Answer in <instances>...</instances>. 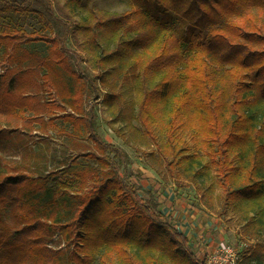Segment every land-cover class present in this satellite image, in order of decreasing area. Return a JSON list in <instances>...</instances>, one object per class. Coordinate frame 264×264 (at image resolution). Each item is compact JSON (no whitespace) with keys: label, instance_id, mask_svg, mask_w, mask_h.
<instances>
[{"label":"trees","instance_id":"obj_1","mask_svg":"<svg viewBox=\"0 0 264 264\" xmlns=\"http://www.w3.org/2000/svg\"><path fill=\"white\" fill-rule=\"evenodd\" d=\"M37 1L40 6L0 0V45L9 49L0 61V67L4 61L9 63L0 70V126L4 127L0 129L1 146L7 144L4 139L18 120L17 108H46V101L39 100L22 106L23 100L33 97L20 78L31 73L13 64L15 43L46 44L58 57L51 61L47 56H37V65L48 64L54 71L59 66L68 75L62 74V81L82 79L78 90L72 92L69 88L63 98L80 114H85L84 96L97 91L95 80L81 66L85 56L67 46L79 22H63L56 16L51 0ZM239 1L242 0H131L139 8L137 21L141 24L135 28L139 37L136 48L149 52L144 71L161 72L152 87L146 77L142 79L136 119L146 135L158 143L154 127L158 125L159 112L165 110L166 140L159 145L161 151L172 156L184 152V140L176 129L187 127L214 163L227 195L247 193L249 220L259 231L260 242L246 262L264 264V48H254L234 37L242 34L260 39L264 37V27L255 21L248 31L246 23L254 21L252 17L238 21L222 14V10L234 8ZM260 2L264 0H251L250 4ZM52 19L63 23L61 33L55 31ZM108 19L117 34H126L132 25L122 13ZM67 53L73 54L74 62ZM97 64L101 66V57ZM48 74L49 71L44 75L53 83ZM149 77L154 80L156 76ZM3 122L7 125L3 126ZM84 123L101 152L91 151L85 156L96 160L97 166L73 158L70 168L64 171L56 167L34 174L0 156V264H65L64 249L57 246L66 242L78 247L96 239L104 252L114 247L125 253L123 244L131 238L157 246L180 263L207 264V256L194 254L187 236L167 220L154 194L147 190L145 198L135 182L122 175L104 154L108 149L123 158L124 152L102 139L90 120L85 118ZM195 154L194 161L200 160L201 154ZM67 173L78 180L81 190L70 189L72 184L63 176ZM237 178L240 181L230 192ZM89 179L93 180L87 185ZM165 235L169 241L164 240ZM72 258L79 257L71 254L67 260Z\"/></svg>","mask_w":264,"mask_h":264},{"label":"rangeland","instance_id":"obj_2","mask_svg":"<svg viewBox=\"0 0 264 264\" xmlns=\"http://www.w3.org/2000/svg\"><path fill=\"white\" fill-rule=\"evenodd\" d=\"M1 1L40 6L37 0ZM51 1L55 14L61 21L79 22L67 39V46L85 56L81 66L86 75L95 80L97 91L88 97L84 96L85 114H80L75 107H71L72 103L66 102L63 98L68 95L69 88L72 92L78 90L82 79L68 77V81H62L60 80L62 74L68 75L63 73L59 66H56L54 71L48 68V64L37 65L35 61L37 56H47L51 61L58 57L53 48L46 44L15 43L11 57L13 64H17V68H26L31 73L20 78L22 86L33 97L23 100L22 106H29L39 100L46 101V108L41 109V106H38V110L35 111L27 107L24 111L23 107L16 109L18 120L12 123V132H8L9 137L4 139L7 144L0 145V156L34 174L54 170L56 167L64 171L70 168L73 158L77 162L97 166L96 160L85 156L91 151L101 154L86 130L84 123L86 118L102 139L111 141L124 152L123 158L108 149L104 154L122 175L126 174L135 182L137 190L141 191L145 198L148 197L147 190L154 194L158 201L163 198L161 194L159 195L162 190L175 193L185 204L193 205L205 219L208 218L210 222L213 220L224 229L222 243L230 244L241 252L240 264H254L255 261L247 263L246 259L252 253L255 244L260 242L257 235L259 231L249 220L251 213L247 211L245 203L247 193L239 195L233 192L240 178H237L234 184L231 183L233 188L230 192L233 193L227 195L225 187L219 181L214 163L187 127L176 129V133L184 140L185 151L177 153L176 156L170 155V152L164 154L159 145L164 144L166 140L163 129L167 121L165 110L159 112V122L154 127L158 134V143L146 135L136 119L142 79L146 77L149 86L152 87L161 74L155 69H149L147 74L145 73L143 66L149 52L142 51V47L136 48L139 37L135 28L141 26L137 21L138 6L132 4L131 0ZM250 3L251 0L239 1L234 8L222 10V14L233 16L238 21L252 17L254 21L246 23L245 30L248 31L256 22L263 24L264 27V3ZM120 13L125 14L132 22L131 28L125 30L126 34L114 32L113 22L108 19V16ZM52 20L55 31L61 33L63 23L58 19ZM234 37L236 41L246 42L254 48H264V37L260 36V39L257 36L244 37L242 34ZM149 48L152 49V44ZM8 50L5 49V45H0V61H3ZM67 55L70 61L74 62L73 54ZM98 57L102 58L101 66L97 64ZM7 64L9 63L4 61L0 70ZM48 71L53 83H49L44 75ZM148 75L156 77L151 80ZM247 80L251 81V77ZM86 87L90 92L89 83H86ZM2 124L7 125L4 122ZM1 128L4 127L0 126ZM197 152L201 154V158L194 161ZM63 176L72 184L70 189L81 190L77 185L78 180L73 179L72 174L67 173ZM92 180L89 179L87 185H90ZM162 204L164 203L159 201V209ZM167 220L170 221L168 218ZM170 222L172 223V220ZM56 238L57 236L53 240ZM167 239L165 235L164 240ZM97 241L96 239L86 245L79 244L78 247L63 242L57 248L64 249L65 264H183L157 246L144 245L140 239L131 238L125 241L123 244L125 253H119L114 247H109L104 252ZM49 243L54 245L53 242ZM193 244L191 250L194 254L203 257V253L200 252L202 246ZM71 254L79 258L67 260Z\"/></svg>","mask_w":264,"mask_h":264},{"label":"crops","instance_id":"obj_3","mask_svg":"<svg viewBox=\"0 0 264 264\" xmlns=\"http://www.w3.org/2000/svg\"><path fill=\"white\" fill-rule=\"evenodd\" d=\"M151 182V179H150ZM152 183V182H151ZM163 198L161 211L168 216L172 224L182 231L191 245L200 244L203 255L210 254L223 242L224 229L215 222L205 219L193 205L185 204L184 200L176 197L175 193L165 190L159 192ZM208 217V216H207Z\"/></svg>","mask_w":264,"mask_h":264},{"label":"built area","instance_id":"obj_4","mask_svg":"<svg viewBox=\"0 0 264 264\" xmlns=\"http://www.w3.org/2000/svg\"><path fill=\"white\" fill-rule=\"evenodd\" d=\"M241 252L234 246L222 243L207 256V264H240Z\"/></svg>","mask_w":264,"mask_h":264}]
</instances>
